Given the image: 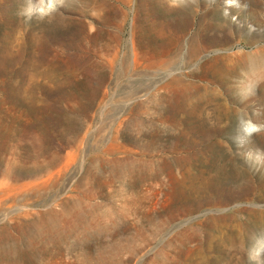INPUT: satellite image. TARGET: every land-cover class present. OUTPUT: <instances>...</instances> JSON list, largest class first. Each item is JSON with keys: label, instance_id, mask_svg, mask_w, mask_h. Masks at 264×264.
<instances>
[{"label": "rangeland", "instance_id": "rangeland-1", "mask_svg": "<svg viewBox=\"0 0 264 264\" xmlns=\"http://www.w3.org/2000/svg\"><path fill=\"white\" fill-rule=\"evenodd\" d=\"M23 6L0 0V182L35 185L0 207V264H249L264 0Z\"/></svg>", "mask_w": 264, "mask_h": 264}, {"label": "clouds", "instance_id": "clouds-1", "mask_svg": "<svg viewBox=\"0 0 264 264\" xmlns=\"http://www.w3.org/2000/svg\"><path fill=\"white\" fill-rule=\"evenodd\" d=\"M63 4V0H26V6L18 7L17 16L23 17L25 23L31 21L33 16L43 19L54 12L58 6ZM255 125H249L250 130H255ZM253 243L247 252L249 264H264V229L260 234H254Z\"/></svg>", "mask_w": 264, "mask_h": 264}, {"label": "bare ground", "instance_id": "bare-ground-1", "mask_svg": "<svg viewBox=\"0 0 264 264\" xmlns=\"http://www.w3.org/2000/svg\"><path fill=\"white\" fill-rule=\"evenodd\" d=\"M192 23H193V21H192ZM34 185L35 184H33V183H31V184L30 183H27V184H16V183L11 182V181H2V182H0V207L3 204H6V202L18 198V196L22 195L23 193H24V195H25V193L26 194L29 193L30 189ZM54 225H55V223H54ZM48 226H50V225H48Z\"/></svg>", "mask_w": 264, "mask_h": 264}]
</instances>
